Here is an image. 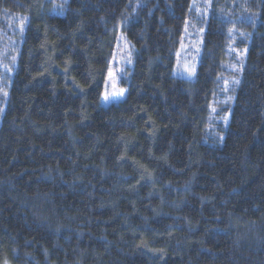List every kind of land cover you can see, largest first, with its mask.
Masks as SVG:
<instances>
[{
	"label": "trees",
	"instance_id": "obj_1",
	"mask_svg": "<svg viewBox=\"0 0 264 264\" xmlns=\"http://www.w3.org/2000/svg\"><path fill=\"white\" fill-rule=\"evenodd\" d=\"M194 1L0 0V264H264V0H211L187 81ZM121 35L134 73L103 108Z\"/></svg>",
	"mask_w": 264,
	"mask_h": 264
},
{
	"label": "rangeland",
	"instance_id": "obj_2",
	"mask_svg": "<svg viewBox=\"0 0 264 264\" xmlns=\"http://www.w3.org/2000/svg\"><path fill=\"white\" fill-rule=\"evenodd\" d=\"M210 5L211 0L194 1L193 18L187 23L181 46L177 53L176 66L174 69V76L176 78L187 81H192L196 78L198 67L203 57L204 22L207 18ZM19 20L20 19H15L10 23V27L8 28L10 34L16 33L13 27L15 22ZM20 29L19 27L18 30ZM17 43L18 40L15 39V44ZM15 44L7 35L0 33V118L4 115L7 108L10 96L9 89L18 64V57L15 55ZM134 63L135 50L129 40H127V37L121 35L118 48L110 63L108 77L101 98V106L103 108H109L112 105H117L126 100L129 92L128 85L134 73ZM230 71L236 72L237 69L233 68ZM233 86L232 80H227L224 84V88L227 92H230ZM121 91L123 95H120ZM106 95L108 97L107 100H105ZM4 264L8 263L5 262Z\"/></svg>",
	"mask_w": 264,
	"mask_h": 264
},
{
	"label": "snow or ice",
	"instance_id": "obj_3",
	"mask_svg": "<svg viewBox=\"0 0 264 264\" xmlns=\"http://www.w3.org/2000/svg\"><path fill=\"white\" fill-rule=\"evenodd\" d=\"M66 4H67V0H64V2L59 5V7L63 8ZM54 7H55V5H54ZM24 19H26V17ZM193 74H194V70H193ZM120 95H123V92L122 91H121ZM107 99H108V97L106 95L105 96V100H107Z\"/></svg>",
	"mask_w": 264,
	"mask_h": 264
}]
</instances>
